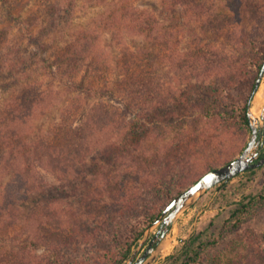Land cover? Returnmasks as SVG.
Returning a JSON list of instances; mask_svg holds the SVG:
<instances>
[{
	"label": "trees",
	"instance_id": "16d2710c",
	"mask_svg": "<svg viewBox=\"0 0 264 264\" xmlns=\"http://www.w3.org/2000/svg\"><path fill=\"white\" fill-rule=\"evenodd\" d=\"M156 1L166 12L168 21H176L181 27L184 22H190L187 23L190 31L188 34L186 32L191 38L190 45L187 43L184 49L183 46L179 48V30L169 33L159 28V20L150 11L140 10L131 0L113 3L106 11L102 24L113 31L133 33L146 41L143 45L137 43L132 52L131 47L123 46L124 51L129 48L131 56L149 57L152 53L150 47L165 51L171 57L172 69L181 78L174 89L180 95L174 94L169 99L162 96L154 98L152 93L156 90H153V84L131 74L129 69L132 62L126 61L123 68L125 80L121 82L125 89L123 93L130 101H141L144 121H126L120 130L121 134L114 128L119 137L115 140L109 137L104 144L92 148L95 149L94 153L90 148L91 138L95 131L102 134L103 127H107L100 126L95 131H89L93 125H101L95 122L102 116L103 108L100 105L93 106L85 118H79L81 122L77 125L69 124L70 117L75 114L71 106L51 132L35 134L25 131L36 108L44 105L45 95L24 91L21 98L13 99L14 104L11 106L12 112L15 109L21 111L22 118L18 120L15 117L8 121L0 119V248L13 242L7 238V229L18 224L29 225V229L32 225L28 224V220L38 223L33 232L35 235L39 234L43 226L57 225L62 231L61 237L64 236H46L45 233L44 236L35 237L56 253L54 258L36 256L33 254L35 247L29 250L33 242L23 240L16 242V245L9 244L16 247L14 252H7L3 248L0 250V264H66L53 248L69 249L72 241L91 244L93 240H102L109 234L124 237L126 242L120 241L118 252L108 264H123L129 260L131 248L136 245L143 231L159 216L157 207L162 205L161 201L171 199L173 193L178 195L182 188L192 185L202 176L198 174V165L195 163L196 152L205 149L208 142L214 140L213 131L220 132L213 122L221 125L225 123L222 118L223 107H230L224 106L226 102L232 104V119L237 118L244 130L249 129L248 99L264 61V10L258 0H230L228 13H216L210 0ZM73 6V0H57L50 7V14H46V19H52L48 23L42 20L43 24L53 31L57 23L54 15L72 13ZM176 17L181 20H173ZM200 19L203 21L202 29L196 32L192 24ZM243 20L254 23L251 31L243 30ZM30 29L29 25H25L21 31L32 44H40ZM207 34L220 35L223 45L225 41L241 44L244 51L240 57L228 61L223 55V45L219 49L209 44L200 45V40ZM98 40L96 30L78 31L66 48H60L52 64L60 75L71 79L81 71L88 73L89 68H104L103 61L97 63L96 60L91 66H86L88 60L94 59L93 51H98ZM41 63L42 71L53 75L51 65H47L45 59ZM22 64L23 61H15L9 54L3 59L0 69L4 67L7 71H14L15 67ZM85 75L75 83L78 85L77 91L86 95L99 92L91 84L84 86V80L88 79ZM93 75L100 78L95 73ZM222 92L230 93V98L223 96ZM26 93L30 97L24 99ZM137 94L142 96L135 98ZM168 101L174 105L172 113H176L173 124L164 122L166 118L170 121L168 112L163 114L164 117L157 113ZM125 107L130 109L127 104ZM194 109L198 119L190 121L193 123L191 129H181L180 126L184 127L190 120L184 117L182 111ZM160 130L162 133L158 134ZM176 130V136L165 141L164 136ZM205 167L208 171L213 169L209 164ZM43 171L51 173L64 186H72L77 182L82 208L74 212L71 206L57 209V187L45 181ZM128 175L136 180L134 187L129 185ZM143 195H148L155 202L142 201ZM263 200L264 194L243 198L223 219L215 235L209 233L210 228H207L182 241L181 247L164 264H205L208 251L220 244L230 232L238 230ZM133 212V218H129ZM61 217L65 220L60 222ZM112 222L113 225L117 224L115 234L111 230ZM259 261L264 264L263 253L243 252L222 259L218 264H257Z\"/></svg>",
	"mask_w": 264,
	"mask_h": 264
},
{
	"label": "rangeland",
	"instance_id": "374dc122",
	"mask_svg": "<svg viewBox=\"0 0 264 264\" xmlns=\"http://www.w3.org/2000/svg\"><path fill=\"white\" fill-rule=\"evenodd\" d=\"M56 1L57 0H0V65L3 59H6L9 54L15 61H23V64L15 67L14 71H7L4 67L0 69V119L8 121L15 117L18 120L22 118L20 114L21 111L15 109L14 112H12L11 106L14 104L13 99L15 98L14 100H16L21 98V93L24 91H35L39 95L40 93H44L45 95L44 105L36 108L32 118H29L25 131L35 134H46V132H51L54 126L59 123L65 111L71 106L75 114L70 117L69 124L77 125L81 122L79 118H85L90 114L89 110L93 106L100 105L103 108L101 112L102 116L101 119H96L95 122H99L101 125H93L89 128V131H95L100 126L107 125V127H103L102 134H97L95 131L91 138L92 146L90 145V148L92 149L96 148L100 143L104 144V141L108 140L109 137H111L110 139L112 140L118 138V131L116 132L114 128L119 130L120 133L126 121L134 120L135 122L138 119L144 121L141 101H130L126 98L125 93H123L125 89L121 82L125 80V71H123V68L127 64L126 61L132 62V67L129 69L131 74L153 84L151 86L153 90H156V92L152 93L154 98H158L155 96H162L165 99H169L174 94L180 95V93L175 92L174 89H176L181 78L177 76L176 71L172 69L171 57L168 56L165 51H157L156 47H150L152 53L149 57L131 56L132 54H130V52H132L134 46L137 43L143 45L142 43H146V41L133 33L121 32V30L113 31L102 24V19L105 14H107L106 11L111 8V5L116 3L117 0H92L90 2L86 0H73L74 6L72 13L68 14L65 12V14H61V16L54 15L57 23L54 26L55 29L49 31L48 26H46L45 23L43 24L42 20H46L48 23V21L52 19L51 17L46 19V14H50V7H53ZM210 1L216 13L220 11L228 13V8H231L228 3L230 0ZM131 2L134 3L136 7L141 8L140 10L150 11L157 21H160V23L158 21L159 28L166 29L169 33L173 30H179L181 36L179 48L183 46L184 49L187 43L190 45L189 42L191 38L187 35L190 31L189 21L184 22V26L182 27L181 25L178 26L176 21H168L166 12L161 9L156 0H131ZM258 2L264 10V0H258ZM173 20L181 19L176 17ZM187 23L189 24L187 25ZM202 23L203 21L200 19V21L192 24L193 30L196 29V32H199V30L202 29ZM253 24L254 23L248 22V20H243L241 27H243L244 31L249 32ZM25 25H29L31 28L30 31L35 35V39H37L40 44L34 45L25 37L21 31ZM235 27L239 28L238 26ZM89 29L96 30L99 40L96 41L98 51L96 49L93 51L95 56L92 57H94V59L91 58L88 60L87 63H89L86 66H91L94 60H96L97 63L103 61L104 68H89L88 73H86V71H81L74 79L60 75L59 71L56 70V66L52 64V61L56 60V54L59 52L60 48H66L67 45L70 44L69 42L73 40L78 31ZM156 30L159 29L157 28ZM199 43L201 46L209 44L214 49L215 47L219 49L223 45V39L220 35L213 36L207 34ZM123 46L131 47L130 52H128L129 48H126L127 51H124ZM222 48L223 55L226 56L228 61H233L240 57L244 51L241 44L235 45L233 41H225V45H223ZM44 59L47 65H51V71L53 72L51 76L49 73H46V71H44L45 73L42 71L43 65H41V61ZM94 73L100 76V78H95L93 75ZM83 75L86 77L88 76V79L84 80V86L91 84L93 88L98 89L99 92L97 91V93L86 95L77 91L78 85L75 83H78ZM262 80H264V77ZM183 82L184 81H182V83ZM222 95L230 98V93L226 94L222 92ZM139 96L141 97L142 94H137L135 98H139ZM28 97L30 96L27 93L24 94V99ZM196 102L199 101L197 100ZM125 104L130 106L129 110H127ZM230 104V102H226L224 106L230 107H223L224 115H222V118H224L223 121L225 123L221 125L218 124V122H213V126L218 128L220 132L213 131L214 140L208 142L205 149H198L196 152L197 160L195 163L198 165L197 170L200 176L208 172V169L205 167L206 164H209V166L214 169L238 158L252 138L250 126L249 129L244 130L237 118L234 117L232 119L234 115H232V104ZM75 106H77V109H75ZM161 108V111L157 113L164 117L163 114L168 112V119L170 121H167L166 118L164 122H171V124H173L176 119V113H172L174 105L168 101L165 106ZM182 112L184 117H188L190 120L188 121L189 124L187 123L184 127L180 126V128L191 129L192 127L190 126H192L193 123L190 121L198 119L196 109L190 112L187 110ZM95 113L99 114V112ZM255 120L256 127L254 128L258 131L256 138L258 148L253 150V153H257L256 160H258L264 157V118L259 116ZM174 124L177 125L176 122ZM176 132L177 130L166 134L164 136L165 141L172 140L176 136ZM161 133L162 131L160 130L158 134ZM93 150L95 149H92V151ZM94 152L95 151H93V153ZM43 173L45 175V181L57 187L55 190V206L57 209L60 210V208L64 209L68 208L67 206H71L70 209L74 212L82 208V202L79 200L80 194L76 187L77 182H74L75 184H72V186H64L60 184L51 173L45 171H43ZM128 180L130 186L134 187L136 185V180L131 179L129 175ZM189 186L190 184L182 188V191ZM259 194H264V164L257 169H253V172L245 171L225 184H218L205 191L196 198L195 202L190 207L177 214L164 239L155 247L154 252L143 264H164L167 258L181 247L182 241L188 240L191 236L204 229L210 228L209 233L211 232L215 235L223 219L229 215L238 202H241L245 197H256ZM171 196V199L161 201L162 205L157 207V212L161 214L164 208L177 195L173 193ZM141 200L144 202H155L148 195H143ZM261 202L260 207L238 230L230 232L220 244H217L208 251L205 264H218L222 259L232 258L234 255L243 252L257 253L258 255L264 254V200ZM134 214L135 212H133L129 218H133ZM160 214L157 219L160 217ZM62 220L65 219L61 217L60 222ZM55 222L57 221L55 220ZM28 224H30V226L32 225L29 229L27 228L29 225L26 226L24 224H18L7 229V238H10L13 242H8V245L1 247L0 250L3 248L4 250L6 249L7 252L10 250H13L10 252H14L16 247L9 245L10 243L16 245V242L27 240L33 242L29 250L33 247L36 248L33 254L39 257L51 256V258H54L56 253L53 251L51 252L47 245L40 240L37 241L35 237L44 236L46 233V236L51 234L64 238L63 235L61 237L62 231H60V228L57 225L39 227V234L35 235L33 232L38 223L28 220ZM210 224H212V226ZM33 226L34 229H32ZM148 227L143 231L136 245L131 248L132 255L137 249V246L142 244L137 250L133 261L129 263L128 260L123 264H134L142 255L149 240L158 230L159 224H156L151 229ZM111 230L113 233L116 232L117 224L113 225L112 222ZM116 237L118 238L117 240L115 239ZM144 239L145 241L142 243ZM120 241L121 243H125L126 239L124 237L119 238L118 236L109 234L102 240H93L91 244L72 241L69 249H53L57 251L58 256L61 257L66 264H108V262L110 263L109 260L115 256V252H118L117 247ZM257 264L262 263L259 261Z\"/></svg>",
	"mask_w": 264,
	"mask_h": 264
},
{
	"label": "water",
	"instance_id": "95a60500",
	"mask_svg": "<svg viewBox=\"0 0 264 264\" xmlns=\"http://www.w3.org/2000/svg\"><path fill=\"white\" fill-rule=\"evenodd\" d=\"M263 77L264 61L256 78L253 92L250 94L248 99L247 117L249 126L252 130V138L243 153L238 158L229 161L225 165L206 172L195 183L190 185L188 188H186L173 198V200L161 212L160 217L148 227L149 229H151L156 224H159L158 230L149 240L142 255L134 262V264H143V262H145L151 256V254L155 250V247L164 239L170 225L174 221L177 214L190 207L195 202L198 196L218 184L230 181L240 173L257 169L264 164V157L255 161L257 158V153H253V150H256L258 148V143L256 140L258 131L254 128L256 127V120L252 119V114L250 112V105ZM144 241L145 239L142 241V243ZM141 245L142 244H139L135 252L130 256L129 263L133 261L135 254L137 253V250Z\"/></svg>",
	"mask_w": 264,
	"mask_h": 264
},
{
	"label": "bare ground",
	"instance_id": "6f19581e",
	"mask_svg": "<svg viewBox=\"0 0 264 264\" xmlns=\"http://www.w3.org/2000/svg\"><path fill=\"white\" fill-rule=\"evenodd\" d=\"M250 107L252 119H257L259 116L264 118V80L260 83L257 92L254 95Z\"/></svg>",
	"mask_w": 264,
	"mask_h": 264
},
{
	"label": "flooded vegetation",
	"instance_id": "af4514ba",
	"mask_svg": "<svg viewBox=\"0 0 264 264\" xmlns=\"http://www.w3.org/2000/svg\"><path fill=\"white\" fill-rule=\"evenodd\" d=\"M260 159V158H259ZM257 161V160H256Z\"/></svg>",
	"mask_w": 264,
	"mask_h": 264
}]
</instances>
